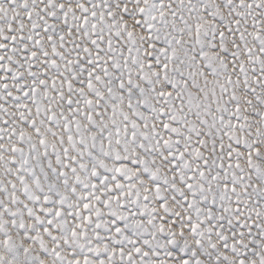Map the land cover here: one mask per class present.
<instances>
[{
  "label": "snow or ice",
  "instance_id": "6c2138e0",
  "mask_svg": "<svg viewBox=\"0 0 264 264\" xmlns=\"http://www.w3.org/2000/svg\"><path fill=\"white\" fill-rule=\"evenodd\" d=\"M0 264H264V0H0Z\"/></svg>",
  "mask_w": 264,
  "mask_h": 264
}]
</instances>
